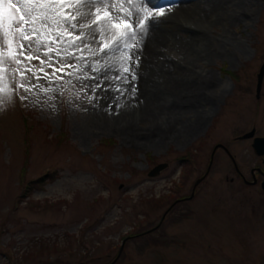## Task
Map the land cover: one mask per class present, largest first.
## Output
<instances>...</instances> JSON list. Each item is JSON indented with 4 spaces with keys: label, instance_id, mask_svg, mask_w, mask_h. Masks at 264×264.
I'll list each match as a JSON object with an SVG mask.
<instances>
[{
    "label": "rangeland",
    "instance_id": "1",
    "mask_svg": "<svg viewBox=\"0 0 264 264\" xmlns=\"http://www.w3.org/2000/svg\"><path fill=\"white\" fill-rule=\"evenodd\" d=\"M240 2L242 20L207 28L232 47L198 68L212 78L197 92L178 94L172 130L155 117L160 137L135 114L131 129L110 123L96 88L105 71L97 45L107 43L98 38L75 41L59 79L37 73L31 82L50 91H21L0 106V264H264V189L242 183L232 164L248 181L253 168L264 171L252 138L239 140L251 130L264 137V0ZM53 58L45 72L61 68ZM208 165L195 200L163 220Z\"/></svg>",
    "mask_w": 264,
    "mask_h": 264
},
{
    "label": "bare ground",
    "instance_id": "2",
    "mask_svg": "<svg viewBox=\"0 0 264 264\" xmlns=\"http://www.w3.org/2000/svg\"><path fill=\"white\" fill-rule=\"evenodd\" d=\"M148 3L154 12L165 7V15L149 22L143 43L131 50L132 60L125 62L118 52L103 56L105 71L97 82L100 87L96 88L107 107L111 124L131 129L134 125L128 115L135 114L137 123L150 122L151 131L157 127L156 138L165 134V128L162 130L155 125V117L163 114L166 130H172L181 114L177 107L178 94L189 88L197 92L200 81L212 78L208 71L198 68L218 55L226 56L232 47L228 42L210 36L207 28L237 23L244 15L240 12V0H148ZM169 6L170 11L167 10ZM96 38L109 43L111 35L104 39L97 35ZM88 40L90 44L94 41L87 35L82 39ZM124 66L135 71V81L123 72ZM124 77L131 82L124 83ZM133 84L137 89L134 96L131 93ZM116 88H120L123 95ZM201 114V110L195 112L196 123ZM179 124V129L185 131L187 125L182 121Z\"/></svg>",
    "mask_w": 264,
    "mask_h": 264
},
{
    "label": "snow or ice",
    "instance_id": "3",
    "mask_svg": "<svg viewBox=\"0 0 264 264\" xmlns=\"http://www.w3.org/2000/svg\"><path fill=\"white\" fill-rule=\"evenodd\" d=\"M126 5L135 6V11ZM167 10L170 11L171 6ZM165 12L163 6L155 12L144 7L142 0H0V106L21 91L30 93L38 87L43 92L50 91L33 84L32 79L41 78L38 72H43L50 81L59 79L55 73L65 66L69 49L79 48L75 41L86 35L93 39L97 35L101 39L111 35V40L101 46V51L105 55L119 52L125 62L132 60L131 50L143 43L149 22L164 16ZM133 16H136L135 20ZM59 44H66V47H55ZM84 47L90 46L85 44ZM53 54L59 58L61 68L52 73L45 72V66L53 67L57 62ZM33 60L38 61V65H33ZM123 72L131 76V81L137 79L130 67L124 66ZM131 81L123 78L124 83ZM115 90L123 95L120 88ZM136 91L133 84V96ZM20 98L27 97L21 95Z\"/></svg>",
    "mask_w": 264,
    "mask_h": 264
},
{
    "label": "flooded vegetation",
    "instance_id": "4",
    "mask_svg": "<svg viewBox=\"0 0 264 264\" xmlns=\"http://www.w3.org/2000/svg\"><path fill=\"white\" fill-rule=\"evenodd\" d=\"M254 137H261V136H256V135H255ZM252 142H253V138L251 139V145H252ZM219 150H221L222 152L226 153V155L229 156V157L231 158V156L229 155V152H227L223 146H219V147H217V149L215 150V153H216L217 151H219ZM230 158H229V159H230ZM230 160H231V159H230ZM231 161H232V160H231ZM234 163H235V164H234ZM261 163L264 164V161H261ZM232 164H233V166H234V172L236 173L237 177H238V178L240 179V181H241L242 183H244L245 185H248V186H249V184H250V185L252 184V186H254V185L259 184V185L261 186V184L264 182V171H263V169H261V168H259V167H257V168H253V170H252V172H251V180L248 181V180H246V179L244 178V176H243V175L241 174V172L239 171L238 166H237L235 160H234V162L232 161ZM209 165H210V163H209ZM209 165H208V167L206 168L204 174H203L202 176H200V177L197 179V181L200 180V182L196 185L195 188H194V186L192 187L190 193H188V194H181L180 196H178V198H176L173 202H171L170 205H168L167 209L165 210L166 215H164L163 220L166 218L167 214L171 213V211L175 208V206H177V205H181V204H185L186 202H189V201L191 202V201L195 200V198H196L197 195H198V185H199L203 180H205V178L207 177V175H208L209 172H210V166H209ZM197 181H196V182H197ZM196 182H195V183H196ZM260 188H262V187H260ZM163 220H162V221H163Z\"/></svg>",
    "mask_w": 264,
    "mask_h": 264
},
{
    "label": "water",
    "instance_id": "5",
    "mask_svg": "<svg viewBox=\"0 0 264 264\" xmlns=\"http://www.w3.org/2000/svg\"><path fill=\"white\" fill-rule=\"evenodd\" d=\"M263 75H264V63L261 65L259 72L257 74V86H256L257 96H258V93L260 92V89H261ZM241 138L242 139L253 138V142H252L251 146H252V149L254 150L255 154L257 156H263L264 155V137H254V130H251L249 133L242 135ZM216 148H214V150H216ZM211 156H213V155H211ZM210 163H211V161H210ZM166 167H167V164H163V163L158 164L149 171L148 176L154 177V176L158 175L161 171L166 169ZM199 181L200 180H198L195 183L194 188L196 187V185L198 184ZM261 187H262V189H264V182L261 184ZM121 250H122V247L120 248L119 253L121 252Z\"/></svg>",
    "mask_w": 264,
    "mask_h": 264
},
{
    "label": "trees",
    "instance_id": "6",
    "mask_svg": "<svg viewBox=\"0 0 264 264\" xmlns=\"http://www.w3.org/2000/svg\"><path fill=\"white\" fill-rule=\"evenodd\" d=\"M31 188V187H30Z\"/></svg>",
    "mask_w": 264,
    "mask_h": 264
}]
</instances>
